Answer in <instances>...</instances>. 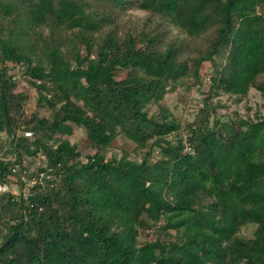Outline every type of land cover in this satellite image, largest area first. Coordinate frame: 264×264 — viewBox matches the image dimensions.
<instances>
[{"label": "trees", "instance_id": "trees-1", "mask_svg": "<svg viewBox=\"0 0 264 264\" xmlns=\"http://www.w3.org/2000/svg\"><path fill=\"white\" fill-rule=\"evenodd\" d=\"M252 89L264 0H0V264H264V116L218 113Z\"/></svg>", "mask_w": 264, "mask_h": 264}, {"label": "rangeland", "instance_id": "rangeland-1", "mask_svg": "<svg viewBox=\"0 0 264 264\" xmlns=\"http://www.w3.org/2000/svg\"><path fill=\"white\" fill-rule=\"evenodd\" d=\"M209 73H210V64H206L204 67V82L206 86H204L201 91L197 88L192 89L190 92H186L183 88H180L177 92L169 94L166 96V103L169 109L179 118L184 121H193L197 116L199 110L203 107L205 95L203 92L208 90L209 83ZM24 94H27L31 97L27 104V109L29 111L34 110L35 108V94L32 90H30L27 84H23L21 87ZM222 104L225 106L224 108H219L218 113L221 115H232L233 117L236 114L243 117H251L255 118V114L259 112L264 116V97L262 95L252 89L249 96L241 103L237 104L234 101V98H229L227 95H223L220 97ZM217 99H214V102H217ZM157 108L155 107L154 110ZM172 138V136L170 137ZM72 142L77 143L79 145V150L84 153H87L86 150V139L85 133L81 130H77L76 134L71 137ZM8 137L5 134L0 135V158H4L3 154L9 148L8 146ZM3 144V146H2ZM115 147H112V151L118 153L119 156L122 154V149H128L131 152V158H137L136 151H133L135 148L134 145L128 143L126 140H118L115 142ZM111 153L109 154V156ZM10 157V156H9ZM8 157V158H9ZM30 163L31 172H33L37 167L43 166L45 164L44 157L40 156L35 160H28L26 164ZM21 186L12 182L8 185L9 190H11L14 194L19 195L21 191Z\"/></svg>", "mask_w": 264, "mask_h": 264}, {"label": "built area", "instance_id": "built-area-1", "mask_svg": "<svg viewBox=\"0 0 264 264\" xmlns=\"http://www.w3.org/2000/svg\"><path fill=\"white\" fill-rule=\"evenodd\" d=\"M27 135L31 136V133H27ZM32 183L33 182H31V181L26 182L27 186L32 185ZM8 190H9L8 186L0 184V193L6 192ZM28 192H29L28 189H26L25 190V196L28 195Z\"/></svg>", "mask_w": 264, "mask_h": 264}]
</instances>
